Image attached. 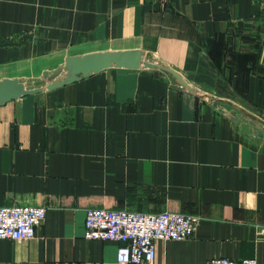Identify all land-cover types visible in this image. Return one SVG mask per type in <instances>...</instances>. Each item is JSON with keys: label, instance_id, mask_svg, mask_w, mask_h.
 <instances>
[{"label": "crops", "instance_id": "obj_1", "mask_svg": "<svg viewBox=\"0 0 264 264\" xmlns=\"http://www.w3.org/2000/svg\"><path fill=\"white\" fill-rule=\"evenodd\" d=\"M133 48L264 119V0H0V78ZM38 50L51 52L32 62ZM236 113L149 67L1 105L0 205L46 215L32 239H0V264H120L118 242L84 237L90 207L199 216L190 237L156 241L149 264H264V126L247 134Z\"/></svg>", "mask_w": 264, "mask_h": 264}, {"label": "built area", "instance_id": "obj_2", "mask_svg": "<svg viewBox=\"0 0 264 264\" xmlns=\"http://www.w3.org/2000/svg\"><path fill=\"white\" fill-rule=\"evenodd\" d=\"M46 215L38 205H0V239L29 240ZM199 216L164 210L145 213L127 209L90 207L85 210L84 237L118 242L120 264H149L159 240H182L192 235ZM264 232V227L260 228ZM201 264H258L255 258L212 257Z\"/></svg>", "mask_w": 264, "mask_h": 264}, {"label": "water", "instance_id": "obj_3", "mask_svg": "<svg viewBox=\"0 0 264 264\" xmlns=\"http://www.w3.org/2000/svg\"><path fill=\"white\" fill-rule=\"evenodd\" d=\"M158 68L171 74L181 85V90L207 103H223L236 110L230 118L240 124L247 134L253 135L259 125L264 126V119L245 109L243 106L225 98L215 97L191 86L177 70L165 65L152 53L138 48L98 50L84 54L70 55L64 58V64L56 70L41 72V84L28 88L23 79L17 77L0 78V106L12 100L56 88L79 81L104 69L119 68L138 70L141 68Z\"/></svg>", "mask_w": 264, "mask_h": 264}, {"label": "rangeland", "instance_id": "obj_4", "mask_svg": "<svg viewBox=\"0 0 264 264\" xmlns=\"http://www.w3.org/2000/svg\"><path fill=\"white\" fill-rule=\"evenodd\" d=\"M34 34L32 33L31 36H33ZM15 41L17 42V38H14ZM51 51H47V52H43L42 50H38V52L32 51L31 52V60L32 62H36L38 59L43 58V56H45L46 53L50 54ZM82 53L84 52L83 50H73V51H67L65 53H69V54H73V53ZM53 59H55L53 57ZM59 62H61L60 67L62 66V64L64 63L62 60V57H60ZM60 67H58V61L54 64H49L46 66H42V65H38L37 67H34V70L32 69V71L30 72V74H26L24 76V83L28 88L31 87H35L41 84L40 81V72L42 70V68L44 69H49V70H56L59 69Z\"/></svg>", "mask_w": 264, "mask_h": 264}]
</instances>
